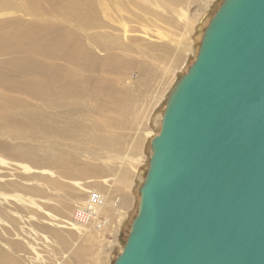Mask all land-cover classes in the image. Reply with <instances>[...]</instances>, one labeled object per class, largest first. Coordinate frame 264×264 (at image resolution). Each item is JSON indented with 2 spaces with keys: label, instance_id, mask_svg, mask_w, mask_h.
I'll return each mask as SVG.
<instances>
[{
  "label": "rangeland",
  "instance_id": "1",
  "mask_svg": "<svg viewBox=\"0 0 264 264\" xmlns=\"http://www.w3.org/2000/svg\"><path fill=\"white\" fill-rule=\"evenodd\" d=\"M222 1L11 0L9 16L0 18V246L14 245L21 264H63L74 244L80 252L68 264L114 263L136 216L169 92ZM177 8L197 19L193 54L176 46L190 41L171 12ZM88 9L97 22L89 30L82 18ZM51 26L68 38L77 33L93 62L79 66L22 47L20 32L28 41ZM76 129L85 134L74 139ZM126 155L144 163L133 187L131 167L120 164ZM98 196L111 212L107 226L91 234L73 216Z\"/></svg>",
  "mask_w": 264,
  "mask_h": 264
},
{
  "label": "water",
  "instance_id": "2",
  "mask_svg": "<svg viewBox=\"0 0 264 264\" xmlns=\"http://www.w3.org/2000/svg\"><path fill=\"white\" fill-rule=\"evenodd\" d=\"M113 264H264V0H223L169 92Z\"/></svg>",
  "mask_w": 264,
  "mask_h": 264
},
{
  "label": "bare ground",
  "instance_id": "3",
  "mask_svg": "<svg viewBox=\"0 0 264 264\" xmlns=\"http://www.w3.org/2000/svg\"><path fill=\"white\" fill-rule=\"evenodd\" d=\"M10 6H11V0H0V18L9 16V13H6L5 10H7V8H9ZM204 8L205 10L210 9L209 3L207 5L205 4ZM171 12L177 15L178 20L184 23L185 28L190 33V38H189L190 41L188 43L186 44L178 43L176 44V46L180 49H183L187 53L191 54L193 52L191 37L195 33L194 26L197 23V19L196 18L192 19L191 17H189L190 11L187 8L185 9L177 8V9H173ZM82 18L88 23L87 30H89L92 24L97 25V22H95L94 14L89 9L82 15ZM20 33H22V47H24V49L27 50L28 52L41 53L45 55L52 54L53 56H61L72 60L76 59L79 66H83L86 63L90 64V62H93V53L91 48H86V45H83L84 43L82 41V38L80 36H77V33L72 32L68 38V36L61 29H59L56 26H51L40 30L33 38H30L28 41L23 38V35H25L24 32H20ZM54 49L55 51L51 52ZM12 63H20V62H12ZM86 128L88 130V127ZM46 131L53 132V128L50 126H46ZM83 134H85L84 131ZM83 134L82 132L80 133L78 129L73 130L71 132V135L74 139L79 138ZM92 141L95 142L96 140H92ZM97 142L100 143V140ZM102 143L103 145H106L107 148L108 143H104V142ZM119 151L120 149L118 150V152ZM35 155L37 156V154ZM50 156L51 155L49 153H46L44 155V160L46 162H49ZM61 161L62 160H58V162ZM120 164L131 167L133 173H132V180L130 181V187L135 186L134 178L136 179L137 174L139 173V170L144 166V163L137 158L126 155L124 157V161H122ZM121 170H123V168ZM128 196L129 195H125L126 198L125 202L127 205H128V198H130ZM109 204L110 203L106 201V198L98 196L95 202H91L90 206H87L85 209H81L79 210V212H76L74 214L73 216L74 226L77 227L78 229L89 228L91 234H98L108 224V216L106 212L108 211L111 212V206H112ZM125 220H126L125 217L121 219L119 225L120 227L123 226ZM61 233L64 235H68V237L71 238L72 240L73 233L71 231L69 230L66 231V229H64L61 231ZM62 240L63 239L59 240L57 242V245L62 246L63 245ZM72 244H73V240H72ZM4 250L5 249L0 246V264H21L20 258L16 254V248L14 245H11L9 250H5V251ZM79 252H80V247H78L77 249V245L74 244L72 246V252H71L74 255L71 254V258H69L67 262H63V264H68L69 262H71L72 256L79 254ZM69 254L70 253H68L67 257L69 256Z\"/></svg>",
  "mask_w": 264,
  "mask_h": 264
},
{
  "label": "trees",
  "instance_id": "4",
  "mask_svg": "<svg viewBox=\"0 0 264 264\" xmlns=\"http://www.w3.org/2000/svg\"><path fill=\"white\" fill-rule=\"evenodd\" d=\"M126 238H127V235H126ZM126 238H125V240H126ZM125 240H124V242H125Z\"/></svg>",
  "mask_w": 264,
  "mask_h": 264
}]
</instances>
